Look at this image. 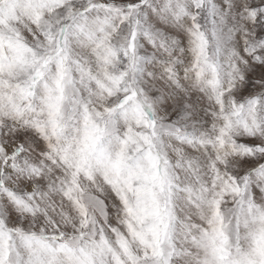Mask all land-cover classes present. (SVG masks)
<instances>
[{
    "label": "snow or ice",
    "instance_id": "obj_1",
    "mask_svg": "<svg viewBox=\"0 0 264 264\" xmlns=\"http://www.w3.org/2000/svg\"><path fill=\"white\" fill-rule=\"evenodd\" d=\"M0 264H264V0H0Z\"/></svg>",
    "mask_w": 264,
    "mask_h": 264
}]
</instances>
